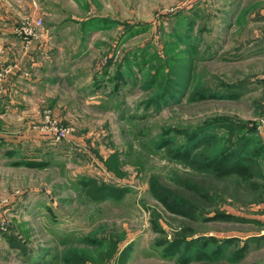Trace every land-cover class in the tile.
I'll return each mask as SVG.
<instances>
[{
    "label": "rangeland",
    "instance_id": "obj_1",
    "mask_svg": "<svg viewBox=\"0 0 264 264\" xmlns=\"http://www.w3.org/2000/svg\"><path fill=\"white\" fill-rule=\"evenodd\" d=\"M0 1L20 15L16 28L38 13L53 50L51 64L16 77V98H0V264H184V245L165 244L175 236L231 238V253L264 236L260 171L252 168L243 184L217 183L198 175L197 161L174 158L172 144L155 151L182 139L178 131L212 123L223 128L216 148L246 133L261 146L247 157L264 158V0ZM171 34L199 52L194 88L178 105L148 106L161 92L142 86L157 64L146 60L165 59ZM226 87L240 95H195ZM50 122L69 130L66 140L44 132ZM20 135L27 139L13 140ZM183 178L212 185L224 214L259 224L211 219L212 204L194 213ZM100 184L118 192L90 199ZM152 185L177 202L158 199ZM196 254L191 264L202 261ZM237 264H264V238Z\"/></svg>",
    "mask_w": 264,
    "mask_h": 264
},
{
    "label": "trees",
    "instance_id": "obj_2",
    "mask_svg": "<svg viewBox=\"0 0 264 264\" xmlns=\"http://www.w3.org/2000/svg\"><path fill=\"white\" fill-rule=\"evenodd\" d=\"M240 10L234 13V17L238 15ZM143 32V31H141ZM170 40L168 41L165 52V59L157 57L155 54H152L150 58L146 60V63L155 62L156 68L149 66L147 71H149V82H142V86L145 90H150L156 88L158 92H161L154 99H149L147 102L148 106L161 104H169L168 102L178 105L181 103V99L187 94V89L189 86H193V76H194V67L193 63L198 59L199 52L196 49H182L180 47V37L171 34L169 35ZM188 42V39L187 41ZM189 47V45H188ZM193 48V47H189ZM195 48V47H194ZM191 57V58H190ZM151 65V63L149 62ZM153 70V71H152ZM142 71V70H141ZM122 73L117 71L116 78H121ZM158 81V83H156ZM148 82V81H147ZM195 85V83H194ZM199 100H228L230 98L240 95L233 87H226L220 91H205L204 93L197 92L195 94ZM193 93L189 96L190 99L193 98ZM218 125L212 123H206L201 126H197L193 129H184L178 131V134L182 136L180 140H168L166 143L157 146L155 151L160 150L163 147L170 145L174 151V158L177 160H184L188 162L197 161V170L198 175L206 180H211L217 183L225 182H235L236 184H243L244 181L249 178L248 182L251 181L250 177H246L248 174L253 173L252 168L257 169L261 172L260 180L264 185V158L262 154L257 153L255 157H247V154L253 149H259L261 146L254 148V143L256 142L255 138H252L248 134H232L234 137L233 142L227 147L216 148L217 142H219V137L222 134H218L217 130H221ZM170 131V130H169ZM152 144V143H151ZM154 150V146L152 144ZM99 158V157H98ZM261 158V159H259ZM101 161V159H100ZM103 167V165H102ZM262 170V171H261ZM178 185L181 189L189 190L192 193V196H189L192 200L197 202V207L194 208L193 212L195 213L197 209L203 208L206 204H212L215 207L213 210H210L213 213L211 219H226V220H237L238 222H256L255 220H247L244 218L236 217L230 214H224V211L219 210L217 204L218 194L211 191L212 185L205 184L204 182L194 185H189L186 182V178H183V181H179ZM264 190V186L261 185ZM152 190L156 191V197L163 196L167 201L177 202V197L173 196L169 188L165 187H155L152 185ZM118 190L112 187H106L103 184L95 186L91 191L88 192V196L92 200L100 199L105 195H110ZM168 193L169 195H166ZM161 200V199H160ZM215 200V201H214ZM220 201V200H219ZM189 206L188 204H185ZM259 224L258 222H256ZM185 235V234H184ZM175 236L171 239L170 243L166 242V245L171 247H179L184 245L183 254L185 256L184 260H187V263H192V253L194 250L197 251L196 258L199 261L196 264H221V262H231L234 264L239 263L243 258L247 250V245L250 242L258 241L262 237H250L245 240L244 247L241 250L232 252L229 250L233 242L237 240L228 238V239H218L208 236L191 234L189 237L186 236ZM230 240H234L231 242ZM230 242V243H229ZM199 247L195 249L194 246L198 245ZM212 247L210 251L209 248ZM229 251V253H228ZM124 256L121 258L123 261L127 260V252L123 253ZM75 260V258L73 259ZM185 260V261H186ZM76 261V264L79 262Z\"/></svg>",
    "mask_w": 264,
    "mask_h": 264
},
{
    "label": "crops",
    "instance_id": "obj_3",
    "mask_svg": "<svg viewBox=\"0 0 264 264\" xmlns=\"http://www.w3.org/2000/svg\"><path fill=\"white\" fill-rule=\"evenodd\" d=\"M37 14L34 12L33 18L39 19ZM20 20V15L8 9L6 1H0V71H6L4 79L0 82L1 101L12 99V97L16 98L10 93V90L17 76L26 74L23 72H28V69L38 70L43 64L53 62L51 57L53 50L48 42L50 36L48 31L41 29L37 38L26 44L15 35V29ZM35 133L26 135H35ZM12 138H16V136ZM0 139L7 141V138L1 134ZM24 139L27 138L20 135L19 138L13 140L20 142Z\"/></svg>",
    "mask_w": 264,
    "mask_h": 264
},
{
    "label": "built area",
    "instance_id": "obj_4",
    "mask_svg": "<svg viewBox=\"0 0 264 264\" xmlns=\"http://www.w3.org/2000/svg\"><path fill=\"white\" fill-rule=\"evenodd\" d=\"M40 19L34 20L32 24H27L23 27L15 29V35L20 38L24 43H30L37 38L39 31L42 29ZM46 134H50V138L56 142L66 140L69 134V130L66 128L58 127L55 123L50 122V129L44 131Z\"/></svg>",
    "mask_w": 264,
    "mask_h": 264
}]
</instances>
